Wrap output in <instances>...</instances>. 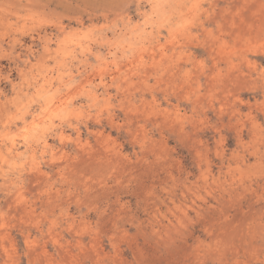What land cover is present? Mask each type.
Returning a JSON list of instances; mask_svg holds the SVG:
<instances>
[{"label": "rangeland", "instance_id": "1", "mask_svg": "<svg viewBox=\"0 0 264 264\" xmlns=\"http://www.w3.org/2000/svg\"><path fill=\"white\" fill-rule=\"evenodd\" d=\"M185 1L0 0V264H264V0Z\"/></svg>", "mask_w": 264, "mask_h": 264}, {"label": "bare ground", "instance_id": "2", "mask_svg": "<svg viewBox=\"0 0 264 264\" xmlns=\"http://www.w3.org/2000/svg\"><path fill=\"white\" fill-rule=\"evenodd\" d=\"M160 1H161V0H160ZM175 1H176V0H175ZM182 1H183V0H182ZM186 1H187V0H186ZM186 1H185V2H186ZM189 1H190V0H189ZM152 2H153V0H152ZM158 2H159V1H158ZM163 2H164V0H163ZM167 2H168V1H167ZM195 2H196V1H195ZM178 3L180 4V2H178ZM186 3H188V2H186ZM152 4H153V3H152ZM163 4H164V3H163ZM181 4H182V3H181ZM191 4H193V3H191ZM183 5H184V4H183ZM195 5H197V4H195ZM152 6H154V4H153ZM155 6H156V5H155ZM177 6H178V5H177ZM177 6H176V7H177ZM192 6H193V5H192ZM192 6L190 5V8H191ZM197 6H198V5H197ZM197 6H195L196 9H199ZM169 7H170V6H169ZM169 7H168V8H169ZM193 7H194V6H193ZM195 7H194V8H195ZM187 8H188V7H186V9H187ZM190 8H189V9H190ZM148 9H149V7L147 8V10H148ZM160 9H161V8H159V10H160ZM181 9H182V8H181ZM192 9H193V8H192ZM170 10H171V8H170ZM176 10H177V9H176ZM176 10L173 9V11H175V12H176ZM179 10H180V9H179ZM184 10H185V9H184ZM144 11H145V9H144ZM154 11H155V10H154ZM199 11H200V10H199ZM158 12H159V11H158ZM160 12H161V11H160ZM162 12H163V10H162ZM164 12H165V11H164ZM164 12H163V13H164ZM181 12H182V11H181ZM192 12H193V11H192ZM170 13H171V11H170ZM176 13H177V12H176ZM184 13H185V12H184ZM189 13H190V12H189ZM166 14H167V11H166ZM166 14H162V15H166ZM180 14H181V13H180ZM187 14H188V13H187ZM145 15H146V12H145ZM159 15H160V14H159ZM177 15H178V14H177ZM183 15H184V14H183ZM189 15H190V14H189ZM189 15H188V17H189ZM157 16H158V15H157ZM168 16H169V15H168ZM179 16H180V15H179ZM147 17H148V15H147ZM158 17H159V16H158ZM164 17H165V16H164ZM164 17H163V18H164ZM181 17H182V16H181ZM181 17H180V18H181ZM28 18H29V17H28ZM28 18H27V19H28ZM165 18H166V17H165ZM165 18H164V19H165ZM171 18H172V17H171ZM176 18H177V17H176ZM186 18H187V17H186ZM30 19H31V18H30ZM35 19H36V18H35ZM130 19H131V18H130ZM140 19H141V18H140ZM148 19H149V18H148ZM187 19H189V18H187ZM162 20H163V19H162ZM184 20L186 21V19H184ZM133 21H135V20H133ZM150 21H151V19H150ZM168 21H169V20H168V18H167V22H168ZM174 21H176V20L174 19ZM177 21H178V20H177ZM140 22H141V21H140ZM180 22H181V21H180ZM187 22H188V20H187ZM128 23H129V21H128ZM148 23H149V22H148ZM155 23H156V22H155ZM158 23H159V22H158ZM170 23H171V22H170ZM170 23H169V24H170ZM182 23H183V20H182ZM153 24H154V23H153ZM169 24H168V25H169ZM175 24H176V23H175ZM186 24H187V23H186ZM129 25H131V22L129 23ZM156 25H157V23H156ZM171 25L173 26V24H171ZM184 25H185V22H184ZM184 25H183V27H184ZM131 26H132V25H131ZM143 26H144V24H143ZM169 26H170V25H169ZM175 26H176V25H175ZM148 27H149V26H148ZM154 27H155V26H154ZM162 27H164V26H162ZM129 28H130V27H129ZM149 28H150V30H151V29H152V26L149 27ZM170 28H172V27H170ZM132 30H134V27H133ZM153 30H154V28H153ZM160 30H161V29H160ZM166 30H167V29H166ZM178 30H179V29H178ZM163 31H164V30H163ZM167 31H168V30H167ZM169 31H170V30H169ZM172 31H173V30H172ZM174 31H175V29H174ZM176 31H177V30H176ZM127 32H128V31H127ZM132 32H133V31H132ZM147 32H148V31H147ZM147 32H146V33H147ZM138 33H139V31H138ZM155 33H156V32H155ZM141 34H145V33H141ZM168 34H169V33H168ZM134 35H135V34H134ZM150 35H151V33H150ZM176 35H177V34H176ZM162 36H163V33H162ZM162 36H160V39H161ZM171 36H172V35H171ZM144 37H145V36H144ZM153 37H154V36H153ZM155 37H156V36H155ZM167 37H168V36H167ZM145 38H147V37H145ZM170 38H171V37H170ZM140 39H141V38H140ZM148 39H149V38H148ZM155 39H156V38H155ZM172 39H173V38H172ZM135 40H136V39H135ZM151 40H152V39H151ZM153 40H154V39H153ZM168 40H169V42L171 41V39H168ZM154 41H155V40H154ZM139 42L141 43L140 40H139ZM139 42H137V44H138ZM143 42H144V40H143ZM145 42H146V40H145ZM145 42H144V43H145ZM167 42H168V41H166V43H167ZM79 43H80V42H79ZM85 43H86V42H85ZM148 43H149V42H148ZM152 43H153V42H152ZM135 44H136V43H135ZM142 45H143V44H142ZM144 45H145V44H144ZM151 45H152V44H151ZM163 45H164V44H163ZM163 45H162V46H163ZM48 46H49V45H48ZM139 47H140V45H139ZM145 47H146V46H145ZM148 47H149V46H148ZM156 47H158V46L156 45ZM164 47H165V46H164ZM164 47H163V48H164ZM134 48L137 49L136 47H134ZM152 48H153V47H152ZM141 49H142V47H141ZM156 49H157V48H156ZM160 50H161V49H160ZM163 50H164V49H163ZM137 51H138V50H137ZM144 51H145V50H144ZM152 51H153V50H152ZM154 51H155V50H154ZM183 51H184V50H183ZM98 52H99V51H98ZM141 52H142V51H141ZM160 52H161V51H160ZM184 52H185V51H184ZM179 55H180V54H179ZM103 58H104V57H103ZM176 63H177V62H176ZM253 66H254V65H253ZM148 77H149V76H148ZM41 91H42V90H41ZM52 94H53V93H52ZM55 96H56V95H55ZM66 99H67V98H66ZM47 100H48V99H47ZM67 102H68V101H67ZM68 103H69V102H68ZM70 108H71V107H70ZM67 114H68V113H67ZM39 119H40V118H39ZM53 119H54V118H53ZM54 120H55V119H54ZM57 120H58V119H57ZM36 131H37V130H36ZM37 133H38V132H37ZM40 143H41V142H40ZM2 148H3V147H2ZM242 173H243V172H242ZM3 181H4V179H3ZM218 186H219V185H218ZM241 186H242V185H241Z\"/></svg>", "mask_w": 264, "mask_h": 264}]
</instances>
